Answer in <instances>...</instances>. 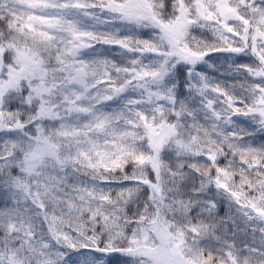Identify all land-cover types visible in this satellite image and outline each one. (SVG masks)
I'll use <instances>...</instances> for the list:
<instances>
[{
    "label": "snow or ice",
    "instance_id": "obj_1",
    "mask_svg": "<svg viewBox=\"0 0 264 264\" xmlns=\"http://www.w3.org/2000/svg\"><path fill=\"white\" fill-rule=\"evenodd\" d=\"M0 264H264V0H0Z\"/></svg>",
    "mask_w": 264,
    "mask_h": 264
}]
</instances>
